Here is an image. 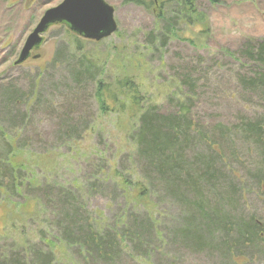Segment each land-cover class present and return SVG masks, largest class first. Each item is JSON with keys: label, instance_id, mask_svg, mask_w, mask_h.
<instances>
[{"label": "rangeland", "instance_id": "374dc122", "mask_svg": "<svg viewBox=\"0 0 264 264\" xmlns=\"http://www.w3.org/2000/svg\"><path fill=\"white\" fill-rule=\"evenodd\" d=\"M62 1L0 0V147L2 136L13 142L12 164L23 178L21 195L10 197L7 208L2 204L8 198L0 191V251L11 252L23 229L35 234L36 228L48 226L44 204L25 195L31 180L66 184L90 176L96 161L103 162L96 152L105 150L104 158L119 159L131 151L136 117L129 110L101 111L95 94L101 74L105 83L132 78L164 113L188 112L192 129L224 149L233 170L222 175L225 190L242 188V182L248 188L242 194L229 189L233 202L226 201L228 210L246 221L254 215L264 234V193L254 177L264 172L263 152L259 154L247 130L260 118L264 124V69L251 65L246 52L264 43V0H196L197 19L184 17L175 0H106L118 25L111 36L85 40L55 24L27 60L15 63L44 12ZM7 90L19 92L20 101L4 108ZM64 119L78 126L70 136L61 135ZM87 122L90 127L83 132ZM191 144L192 156L208 154L201 140L192 137ZM167 207L177 214L164 228L170 242L168 226L183 228L185 218L179 207ZM212 231L203 234L204 248L181 238L177 245L171 240L155 251L152 264H264V240L244 254L237 252L235 239ZM50 242L56 251V242Z\"/></svg>", "mask_w": 264, "mask_h": 264}, {"label": "trees", "instance_id": "16d2710c", "mask_svg": "<svg viewBox=\"0 0 264 264\" xmlns=\"http://www.w3.org/2000/svg\"><path fill=\"white\" fill-rule=\"evenodd\" d=\"M175 1L183 8L184 17H194L196 0ZM210 1L217 3L219 0ZM246 52L251 65L264 69V43L250 47ZM99 76L101 80L95 94L101 111L129 110L136 117L131 151L121 154L119 159L104 158L105 150L96 152L95 155L103 157V162L96 161L97 171L94 173L93 169L90 176L66 180V184L56 180L47 185L38 180L33 184L31 180L24 187L25 195H34V202L44 204L48 226L36 228L35 234L23 229L22 240L13 241L15 247L11 252L0 251V264H120L125 258L129 264H152L155 251L166 247L171 240L177 245L181 238L204 248L203 234L210 235L212 229L217 237L235 239L237 252L244 254L264 240L261 222L254 215L246 221L228 210L226 201L233 199L230 192L236 194L238 189L242 194L248 188L242 182V188L228 186L225 190L227 183L222 175L226 170H233L224 157V149L207 139L201 130L192 129L188 112H162L159 104L145 98L146 93L130 77L108 79L105 83L102 81L104 75ZM5 93L4 108L20 101L19 92L7 90ZM186 99L190 97L186 96ZM61 122L62 136H70L78 129L77 124L66 119ZM89 124L83 125V132L89 129ZM247 130L255 137L259 154L262 149L264 161L261 118L252 122ZM192 137L201 140L208 154L192 156ZM2 138L0 191L8 198L2 204L7 208L12 204L10 197L21 195L19 189L23 187V178L12 164L13 142ZM245 138L248 139V135ZM259 172L254 175L255 186L264 193V172ZM221 190L223 193L219 192ZM222 195L225 198L222 199ZM24 205L33 210L30 202ZM167 206L179 207L185 218L183 228L168 226L170 242L164 228L177 214ZM152 237L156 240H151ZM51 239L56 242V251L50 247L54 246Z\"/></svg>", "mask_w": 264, "mask_h": 264}, {"label": "water", "instance_id": "95a60500", "mask_svg": "<svg viewBox=\"0 0 264 264\" xmlns=\"http://www.w3.org/2000/svg\"><path fill=\"white\" fill-rule=\"evenodd\" d=\"M55 24H65L75 34L96 42L111 36L118 28L115 9L106 0H63L44 12L15 63L27 60L31 51L43 42V33Z\"/></svg>", "mask_w": 264, "mask_h": 264}]
</instances>
